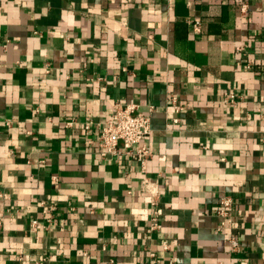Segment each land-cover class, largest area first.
<instances>
[{
    "label": "crops",
    "instance_id": "obj_1",
    "mask_svg": "<svg viewBox=\"0 0 264 264\" xmlns=\"http://www.w3.org/2000/svg\"><path fill=\"white\" fill-rule=\"evenodd\" d=\"M239 1L0 0V264H264V0ZM115 101L150 114L144 172L88 142Z\"/></svg>",
    "mask_w": 264,
    "mask_h": 264
},
{
    "label": "built area",
    "instance_id": "obj_2",
    "mask_svg": "<svg viewBox=\"0 0 264 264\" xmlns=\"http://www.w3.org/2000/svg\"><path fill=\"white\" fill-rule=\"evenodd\" d=\"M248 8V3L245 0L239 1L238 11L240 16H247ZM190 26L195 33H200L201 22L199 19L190 20ZM240 49L241 47L236 48L237 51H240ZM49 70V66L45 67L46 73L49 72ZM226 96L231 101H234L236 98V95L231 92L227 93ZM171 99L174 100L175 98L172 97ZM174 121H176V119H174ZM66 124L71 125L72 121H67ZM93 126L97 125L90 119L81 123V127L86 131ZM97 129L98 132L96 138L91 139L88 142L95 145L103 161L112 162L116 159L122 149L125 155L139 163L142 172L145 171L147 159L151 155L147 143V139L151 133L150 114L138 111L137 104L135 103L115 101L111 106L109 114L102 122L98 123ZM140 183V187L150 195L148 231L150 233L158 232L161 223L156 199L157 191L149 184L148 179L145 177ZM229 200V198H223L221 200L223 208L220 209L219 213L224 214V207L228 206ZM40 204L44 207V218L42 220L44 221L45 226L49 227L55 217V205L43 200L40 201ZM256 220H259V218L256 217ZM37 224L38 219H32L29 222L30 230L36 229ZM229 243L233 249L238 247V241L234 237L229 238ZM159 244L162 250H167L169 248V244L165 239H161ZM149 255L154 256V251H150Z\"/></svg>",
    "mask_w": 264,
    "mask_h": 264
}]
</instances>
